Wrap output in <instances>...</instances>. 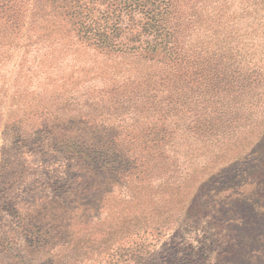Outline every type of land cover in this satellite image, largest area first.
Masks as SVG:
<instances>
[{
  "label": "trees",
  "instance_id": "trees-1",
  "mask_svg": "<svg viewBox=\"0 0 264 264\" xmlns=\"http://www.w3.org/2000/svg\"><path fill=\"white\" fill-rule=\"evenodd\" d=\"M193 1L59 0L51 11L38 16L41 31L25 43L31 56H20L15 68L22 77L21 86L31 94L29 103L38 102L35 105L58 87H78L88 79L100 93L105 90L137 104L132 110L145 139L136 147L149 153L153 168L165 169V178L143 187L146 190L139 195L129 193L128 179L118 177L129 174L124 169L143 168L138 151L129 159L107 147L90 149L93 154L85 153L88 148L79 150V157H89L102 171L106 180L99 185L100 194L108 205L115 206L126 196L123 202L141 206L143 200H155L163 191L168 204L193 207L199 214L218 212L210 213L219 224H213L217 238L209 241L217 240L226 255L232 256L234 260L225 258L226 264H239V258L245 264H264L262 0H207L205 5L215 3L216 11L205 17L197 9L199 23L190 20L193 11L185 6ZM136 12L142 16L141 23L133 17ZM123 15L129 28L140 29L124 32ZM1 25L8 39L19 38L20 31L13 29L9 18ZM3 53L10 55L11 67L15 54ZM4 73L0 72L1 77ZM48 82L52 85L47 87ZM208 151L222 160L194 177L192 170L204 165ZM217 163L220 167L209 172ZM53 203L52 215L70 213ZM207 207L211 208L204 212ZM21 209L15 204L12 211L23 218L17 229L26 243L25 255L12 257L9 251L3 255L17 259L13 264H29L27 259L33 255L40 264H66L71 249L68 240L51 224L31 219L34 207ZM42 210L39 207L37 212ZM133 217L136 222L153 223L139 212ZM124 224L110 229L115 235L112 243L128 232L130 227Z\"/></svg>",
  "mask_w": 264,
  "mask_h": 264
},
{
  "label": "rangeland",
  "instance_id": "rangeland-1",
  "mask_svg": "<svg viewBox=\"0 0 264 264\" xmlns=\"http://www.w3.org/2000/svg\"><path fill=\"white\" fill-rule=\"evenodd\" d=\"M58 3L59 0H0V60H4L0 72L6 70L5 75H0V264H13L17 259L12 257L25 255L22 250L26 243L21 230L17 229L23 218L18 211H12L15 204L16 208L22 207L21 210L34 207L31 219L51 224L63 240H68L71 249L66 264H185L186 261L226 264L225 258L234 260L226 255L223 244L209 241L217 238L213 228L217 216L211 215L215 211L205 212L213 207L211 203L205 213L199 214L193 207L190 210L181 204L166 203L163 191L161 195L157 193L155 200H143L141 206L123 202L126 196L115 206L102 200L99 185L106 179L89 157H79V150L88 148L85 153L93 154L90 149L107 147L116 154L128 155L129 159L138 151L143 168L124 169L129 174L118 177L128 179L129 193L139 195L146 190L143 187L165 178V169L153 168L149 153L146 155L143 149L136 147L145 139L139 129L141 123L132 110L136 103L105 90L100 93L94 89L93 80L86 76L84 79L88 81L83 80L78 87L63 90L58 87L51 97L48 94V99L39 98V105L29 103L31 94L21 86L22 77L15 67L20 56L26 53L31 56L25 43L36 39L37 32L41 31L38 16L51 11ZM205 3L207 0L186 3L193 11L189 14L190 20L200 22L197 9L205 12V17L216 11L215 3L210 2L208 6ZM261 4L264 13V0ZM133 17L136 22L143 21L140 13L136 12ZM5 18H9L14 30L20 31V39L11 40L4 35L1 24ZM122 22L124 32L140 29L129 28L125 15ZM43 48L46 47L40 46ZM5 50L15 54L11 67L10 55H5ZM213 154L205 153L204 165L192 170L194 177L204 175L211 165L222 160L221 156ZM227 162L225 160V164ZM122 166L125 168L127 164ZM218 167L219 163L209 172ZM140 170L144 171L143 175ZM83 175L90 177L84 179ZM52 201L56 202L53 206L67 208L70 213L52 215ZM39 207L43 209L40 213L37 212ZM138 212L147 222L153 221L152 225L142 220L136 222L133 214ZM121 222L125 223L124 228H130L126 235L120 234L112 243L115 235L110 229ZM6 251L12 257L4 256ZM37 258L33 255L27 262L40 264ZM238 263L245 264L244 259L239 258Z\"/></svg>",
  "mask_w": 264,
  "mask_h": 264
}]
</instances>
